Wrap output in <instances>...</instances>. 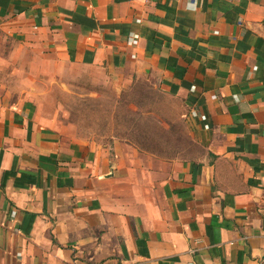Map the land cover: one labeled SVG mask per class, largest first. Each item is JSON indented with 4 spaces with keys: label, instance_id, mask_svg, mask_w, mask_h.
<instances>
[{
    "label": "crops",
    "instance_id": "1",
    "mask_svg": "<svg viewBox=\"0 0 264 264\" xmlns=\"http://www.w3.org/2000/svg\"><path fill=\"white\" fill-rule=\"evenodd\" d=\"M0 51V264H264V0H0ZM142 80L182 100L183 154L36 100Z\"/></svg>",
    "mask_w": 264,
    "mask_h": 264
},
{
    "label": "rangeland",
    "instance_id": "2",
    "mask_svg": "<svg viewBox=\"0 0 264 264\" xmlns=\"http://www.w3.org/2000/svg\"><path fill=\"white\" fill-rule=\"evenodd\" d=\"M5 70L9 74L11 68ZM25 78L33 80L28 74ZM6 85L14 89L12 84ZM37 87L38 107L59 124L73 125L79 136L154 141L155 150L167 148L171 155L185 151L188 129L184 104L150 80L133 83L117 94L108 87L91 85L84 92L79 84L67 89L62 84L37 82Z\"/></svg>",
    "mask_w": 264,
    "mask_h": 264
},
{
    "label": "built area",
    "instance_id": "3",
    "mask_svg": "<svg viewBox=\"0 0 264 264\" xmlns=\"http://www.w3.org/2000/svg\"><path fill=\"white\" fill-rule=\"evenodd\" d=\"M136 41H137V36L136 35H133V34L128 39V43H130V44H134V43H136ZM200 118H201V120H205V117L204 116H201ZM14 214H15V211L13 210L12 211V215H14ZM188 264H193V263H188Z\"/></svg>",
    "mask_w": 264,
    "mask_h": 264
}]
</instances>
